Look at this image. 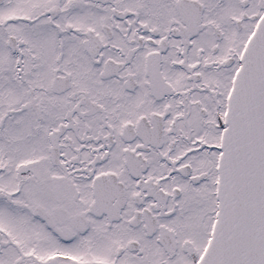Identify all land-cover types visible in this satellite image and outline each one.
Returning a JSON list of instances; mask_svg holds the SVG:
<instances>
[{
	"label": "snow or ice",
	"instance_id": "snow-or-ice-1",
	"mask_svg": "<svg viewBox=\"0 0 264 264\" xmlns=\"http://www.w3.org/2000/svg\"><path fill=\"white\" fill-rule=\"evenodd\" d=\"M0 264H264V0H0Z\"/></svg>",
	"mask_w": 264,
	"mask_h": 264
}]
</instances>
